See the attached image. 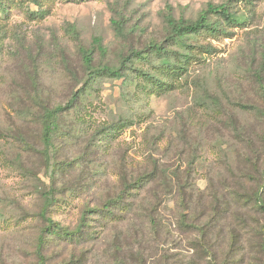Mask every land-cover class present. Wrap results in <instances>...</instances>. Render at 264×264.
I'll return each instance as SVG.
<instances>
[{"label":"rangeland","instance_id":"rangeland-1","mask_svg":"<svg viewBox=\"0 0 264 264\" xmlns=\"http://www.w3.org/2000/svg\"><path fill=\"white\" fill-rule=\"evenodd\" d=\"M10 1L0 13V264H37L35 242L45 224L38 191L49 184L42 108L69 105L84 88L86 55L94 68L119 66L163 41L168 18L194 21L208 6L226 7L241 24L225 26L217 38L193 39L189 44L213 52L197 51L204 61L189 67L176 89L145 94L130 76L98 78L60 117L49 163L66 172L55 175L61 204L49 210L53 222L72 230L83 210L100 208L124 179L155 175L125 200L132 205L123 220L102 226L91 215V238L51 242L45 262L264 264L255 222L264 217L237 205L216 215L218 200L249 186L242 177L247 147L260 151L264 0ZM107 130L104 149L99 140ZM259 166L264 172L262 152ZM158 175H167L172 188ZM181 214L192 225L213 219L214 226L206 235L180 228ZM150 217L157 228L147 225Z\"/></svg>","mask_w":264,"mask_h":264},{"label":"trees","instance_id":"trees-1","mask_svg":"<svg viewBox=\"0 0 264 264\" xmlns=\"http://www.w3.org/2000/svg\"><path fill=\"white\" fill-rule=\"evenodd\" d=\"M32 1L37 3V0ZM11 2L10 0H0V13L6 12ZM211 14H216L218 19L212 20ZM240 24L241 21L226 7L208 6L194 21H175L172 18H168L167 31L163 41L151 44L143 52H133L129 57L122 60L119 66L110 67L102 65L94 68L91 66L90 57L88 55L85 56L86 81L84 88L73 96L69 105L42 108L41 139L44 148L41 156L48 170L46 177L49 180V184L46 190L38 191V195L41 198V208L38 217L45 224L35 242L37 264H46L45 249L53 241L76 244L81 243L80 241L86 238H91V233L88 232L90 228L88 223L91 215L98 216L103 221L102 226L107 222L123 220L131 212L132 205L125 200L134 195V190H139L148 185L150 181H153L155 175V172H148L139 174L132 181L124 179L120 192L114 197L104 200L100 208H87L83 210L78 224L72 230L53 222L51 217L48 216L49 210L61 204L58 203L59 200L55 196V175L57 172L64 173L66 171L62 167L59 168L56 163H54L53 168H50L49 151L52 148L54 135L60 131V117L63 113L73 110L75 102L81 100L85 87L98 78L107 77L113 80H120L130 76V81L133 82V85L144 91L145 94H162L176 89L180 85L179 81L182 75L188 71L189 67L199 65L204 61L203 58L198 57L197 51L200 54L204 53L206 55H210L213 52L210 45L203 48L202 46H193L189 43L194 41L193 39H199L201 36L217 38L222 33L226 35L225 26L232 27ZM110 132L108 130L102 131L104 133L103 140H99V145H102L104 149H106V144L109 143L111 134L108 133ZM242 140L246 141L245 138ZM259 142L260 151L247 147V152L243 154L248 169H244L242 177L251 180L248 182L249 186H241L240 191L231 194L228 200H223L222 202L218 200L217 206L221 205V210L216 211V215L219 214L221 216L223 213L229 211V209L231 210L232 205H237L251 213L253 218H256V216L264 217V172L259 166L260 154L261 152L264 153V131L259 136ZM157 178H161L159 181L163 184L164 188H172V185H169V180H167V175H158ZM66 190L70 191L69 189ZM239 219L240 221H244L242 217H239ZM189 220L191 219L181 214L178 222L179 227L192 228L199 234L206 235L214 226L213 219L201 226L197 224L196 226L192 225V222H189ZM147 222L150 228L155 229L158 226L154 218H148ZM255 222L257 223V232L260 236L259 247L264 255V221L260 223L259 220H255Z\"/></svg>","mask_w":264,"mask_h":264}]
</instances>
